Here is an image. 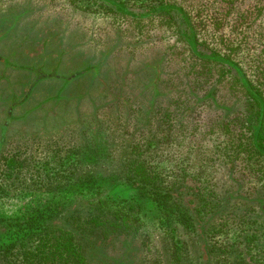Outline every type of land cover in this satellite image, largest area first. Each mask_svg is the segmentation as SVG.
I'll return each instance as SVG.
<instances>
[{"label": "rangeland", "instance_id": "374dc122", "mask_svg": "<svg viewBox=\"0 0 264 264\" xmlns=\"http://www.w3.org/2000/svg\"><path fill=\"white\" fill-rule=\"evenodd\" d=\"M114 1L127 12L105 0H0V249L26 232L14 223L60 225L99 201L104 213L132 204L140 235L95 239L86 264H196L180 210L147 187L107 177L86 185L64 180L81 161V172L96 157L108 166L121 138L135 126L146 129L149 107L155 115L147 133L158 145L152 166L162 182L196 171L220 175L229 150L222 106L234 102L242 117V92L225 66L201 62L192 49L228 56L260 86L264 0L232 7L223 0ZM169 3L187 11L193 45L175 12L143 16ZM252 228L233 226L218 239L258 259L264 232L255 236ZM0 264H7L2 253Z\"/></svg>", "mask_w": 264, "mask_h": 264}, {"label": "trees", "instance_id": "16d2710c", "mask_svg": "<svg viewBox=\"0 0 264 264\" xmlns=\"http://www.w3.org/2000/svg\"><path fill=\"white\" fill-rule=\"evenodd\" d=\"M223 1L232 7L237 0ZM172 12L187 24L190 31L187 42L193 45L195 37L189 16L179 4H165L143 16ZM192 50L195 58L205 64L225 66L234 87L236 85L242 92V117L234 102L222 106L225 113L219 127L227 135L226 146L229 150L221 174L211 175L210 178L205 177L204 172L196 171L162 182L163 179L156 176L152 166L151 158L156 155L158 145L157 135L147 133L155 115L153 107H149L144 118L148 122L146 129L145 126H135L128 136L121 138L116 159L113 158L105 166V162L96 157V161L88 164L82 172L79 171L81 161L74 167V177L64 180L65 185H86L107 177L137 187H147L155 199L180 210L181 217L195 238L196 264H264V250L262 256L255 259L250 249L231 248L218 239L222 232L238 225L252 226L255 236L264 232V75L259 76L258 86L228 56ZM65 80L68 82L71 78L68 76ZM157 96L155 93L153 101ZM91 120L85 119L89 123ZM101 126L102 122L99 124ZM1 136L3 138L2 132ZM95 152L103 155L101 150ZM243 155L251 163H245ZM135 210L132 204H128L124 212L104 213L99 201H96L87 211L67 216L60 225H44V228L36 230L32 220H26L24 224L14 223L18 226L16 230L26 232L16 239L18 241L1 248L0 253L7 264H86V253L95 239L108 235L138 238L140 228L133 216ZM260 244L264 247V241Z\"/></svg>", "mask_w": 264, "mask_h": 264}, {"label": "water", "instance_id": "95a60500", "mask_svg": "<svg viewBox=\"0 0 264 264\" xmlns=\"http://www.w3.org/2000/svg\"><path fill=\"white\" fill-rule=\"evenodd\" d=\"M105 1H107V2H109L110 4H112V5L116 6V7H118V8H119L121 11H123V12H127L126 9H125V7H124L123 5L117 3L116 1H114V0H105Z\"/></svg>", "mask_w": 264, "mask_h": 264}]
</instances>
